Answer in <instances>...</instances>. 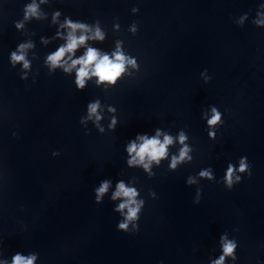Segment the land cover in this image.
Wrapping results in <instances>:
<instances>
[{
  "label": "water",
  "instance_id": "95a60500",
  "mask_svg": "<svg viewBox=\"0 0 264 264\" xmlns=\"http://www.w3.org/2000/svg\"><path fill=\"white\" fill-rule=\"evenodd\" d=\"M27 0H0V239L5 254L37 251L41 264H207L219 235L239 241V264L264 260V29L251 23L259 0H53L74 19H99L108 38L97 45L110 50L115 39L139 58L141 71L108 93L93 84L80 92L72 77L49 75L39 37L51 36L48 22L32 21L24 34L14 21ZM137 6V15L131 8ZM251 11L244 28L233 18ZM119 18L121 32L111 26ZM136 21V36L126 29ZM32 33H35L33 36ZM37 43L36 83L19 78L8 55L20 41ZM58 43V42H57ZM212 76L205 84L200 72ZM101 98L117 107L115 132H90L79 124L88 101ZM215 104L224 125L211 141L202 109ZM155 127L175 133L186 128L195 148L189 165L169 172L167 163L149 179L125 164L124 143ZM17 132L13 137L12 132ZM54 150L60 156L52 157ZM174 151V149H173ZM246 155L252 177L228 191L201 181L203 196L193 204L195 186L188 175L212 166L219 179L229 161ZM123 174V176H121ZM136 177L146 207L140 231L116 230L118 214L106 197L94 203L93 188L104 178ZM148 189L158 199L147 197ZM22 206V207H21ZM28 230H23L24 226Z\"/></svg>",
  "mask_w": 264,
  "mask_h": 264
},
{
  "label": "clouds",
  "instance_id": "9594fccd",
  "mask_svg": "<svg viewBox=\"0 0 264 264\" xmlns=\"http://www.w3.org/2000/svg\"><path fill=\"white\" fill-rule=\"evenodd\" d=\"M53 0H27L22 8V18L14 21L17 32L25 33L27 25L32 21L48 22L55 29L51 36H40L39 44L44 48L55 44L54 50L43 56V67L48 74L57 71L72 77V82L77 91H84L89 84L108 93L117 84L125 79H135L141 71L139 58L130 53L122 39H115L110 50L97 45L103 44L108 38V31L99 19L88 22L74 19L71 15H65L60 9L49 13L46 7H51ZM140 9L137 6L131 8V14L137 15ZM251 11L244 12L233 18V23L244 28L250 20ZM251 23L260 29H264V0H259ZM114 33L121 32L119 18L115 17L111 26ZM126 31L136 36L139 24L133 21ZM34 36L35 33H32ZM58 42V43H57ZM37 43L34 39L26 38L15 46L8 55V62L13 69L18 68L19 78L36 83L39 70H33V61L39 60ZM200 78L205 84L212 80L207 68L200 72ZM117 107L104 103L97 97L87 102L84 114L79 119V124L89 134V124L96 131L104 135L106 132H115L120 123ZM224 113L215 104H209L202 109L200 118L205 122V131L211 141L217 139L220 128L225 121ZM13 131L12 136L16 137ZM174 149V151H173ZM123 151L126 154L125 164L129 169H140L149 178L156 173L154 169L160 168L162 163H167L169 172H175L184 165H189L194 160L195 148L190 142V136L186 128H180L175 133L171 129L155 127L151 131L138 132L124 143ZM60 151H52V157L60 156ZM252 164L246 155L240 156L235 162L229 161L223 175L218 179L212 166L201 168L196 174L188 175L186 186H195L193 204L199 205L203 192L201 181L222 184L225 189L232 191L236 185L243 182L245 177H252ZM123 176V174H121ZM143 188L138 186L136 177L128 179L104 178L93 188L94 203L103 204L105 198L112 203V211L119 216L116 230L126 234H136L140 231V220L146 207V199L142 195ZM147 197L157 200V192L148 189ZM22 207V206H21ZM23 230H28L25 225ZM239 232L238 228L231 231H223L218 238L217 246L210 250L207 264H239V241L233 233ZM5 243L0 239V264H41L40 253L37 251L17 250L11 255H6ZM159 264H164L161 260ZM257 264H264V260H257Z\"/></svg>",
  "mask_w": 264,
  "mask_h": 264
}]
</instances>
